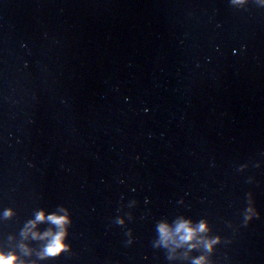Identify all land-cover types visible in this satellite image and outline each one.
<instances>
[{
	"label": "water",
	"instance_id": "1",
	"mask_svg": "<svg viewBox=\"0 0 264 264\" xmlns=\"http://www.w3.org/2000/svg\"><path fill=\"white\" fill-rule=\"evenodd\" d=\"M61 206L72 249L40 264H190L153 246L179 216L215 264H264L260 0H0L4 244Z\"/></svg>",
	"mask_w": 264,
	"mask_h": 264
},
{
	"label": "clouds",
	"instance_id": "2",
	"mask_svg": "<svg viewBox=\"0 0 264 264\" xmlns=\"http://www.w3.org/2000/svg\"><path fill=\"white\" fill-rule=\"evenodd\" d=\"M247 0H233V3L243 5ZM264 4V0H260ZM242 165L241 167H246ZM16 214L13 207L0 211V218L9 219ZM259 214L258 209L249 194L248 207L245 209V222ZM125 222L123 217L116 220L117 224ZM47 223V228L41 225ZM73 223L71 209L61 206L55 211L40 208L35 215L28 219L20 229V242L15 247H8L0 237V264H40L41 261L56 258L72 249L70 227ZM211 223L207 218L199 221L191 217L179 216L174 221L160 220L156 225L157 239L154 247H162L168 250V259H185L190 264H215L211 253L216 245L221 243L223 237L210 235ZM128 235H131L129 231ZM14 237H9L13 239ZM30 241H40L41 246L34 248ZM128 239L126 244H131ZM195 249H202L200 255L193 256ZM182 250V251H181ZM35 256V259L30 257Z\"/></svg>",
	"mask_w": 264,
	"mask_h": 264
}]
</instances>
